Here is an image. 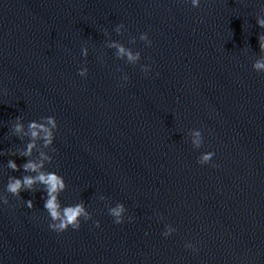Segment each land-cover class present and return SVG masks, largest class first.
<instances>
[{
	"label": "water",
	"instance_id": "95a60500",
	"mask_svg": "<svg viewBox=\"0 0 264 264\" xmlns=\"http://www.w3.org/2000/svg\"><path fill=\"white\" fill-rule=\"evenodd\" d=\"M262 6L0 0V193L9 176L25 175L6 167L26 160L7 154L27 140L12 121L53 115L45 168L64 177L63 204L83 201L92 214L79 230L57 233L41 185L6 194L0 264H264V73L251 68ZM117 24L126 30L117 34ZM112 41L141 60L118 59ZM141 64L151 65L147 75ZM191 129L202 133L199 149ZM202 151L215 153L209 164L197 163ZM116 202L127 209L121 224L107 212ZM165 224L176 229L168 237Z\"/></svg>",
	"mask_w": 264,
	"mask_h": 264
},
{
	"label": "clouds",
	"instance_id": "9594fccd",
	"mask_svg": "<svg viewBox=\"0 0 264 264\" xmlns=\"http://www.w3.org/2000/svg\"><path fill=\"white\" fill-rule=\"evenodd\" d=\"M183 3L191 8L199 6L200 0H182ZM264 4V0H261ZM256 25L259 28H264V6H262L256 16ZM125 29L123 24H117L114 31L120 34ZM136 40L132 37V42ZM139 40L144 41L146 45H151L147 32H142L139 35ZM259 55L251 63V68L257 73H264V32L257 34ZM111 48L116 49V57L120 60H126L129 63H137L141 60V52L139 50H133L130 47H126L119 41H112L108 45ZM81 55L87 57V47L81 48ZM141 70L147 75L151 70L150 64H141ZM87 67H81L78 69V74L81 77L87 75ZM123 81H128V76L124 74L122 76ZM58 128L57 120L55 116L48 115L42 116L39 120H29L26 124L21 116H17L11 123V132L14 135L20 137H27L26 143L22 149H16L15 151L9 150L7 153L11 156H19L26 158L25 162L21 165H17L14 159H8L6 167L12 171H18L21 168L25 175L21 177L9 176L7 183L3 186V192L0 193V204H8V195L20 198V192L24 190H31L34 185H41L44 193V211L49 218L48 227L50 230L57 233L64 232L71 228L72 230H79L81 221H88L91 219V213L85 206L83 201H77L71 204H63L60 199V194L65 191L67 185L65 179L57 171L49 170L45 168L46 163L52 161V156L49 151H54L51 146L55 140L56 130ZM190 144L194 148H200L203 143L202 133L199 129H191L188 133ZM37 155L33 157V152ZM6 153L0 150V156H4ZM215 153L213 151H202L197 157V163L201 165L209 164ZM101 201L106 200L105 197L100 198ZM27 208H33L31 200L24 201ZM108 215L113 218V222L121 224L124 221V215L127 211L124 203L116 202L114 205H106ZM95 225L99 227V221H95ZM176 229L170 225L165 224L161 235L168 237ZM186 249H191L192 252H196L197 248L191 241L184 243Z\"/></svg>",
	"mask_w": 264,
	"mask_h": 264
}]
</instances>
